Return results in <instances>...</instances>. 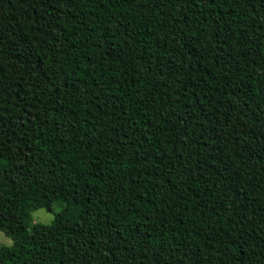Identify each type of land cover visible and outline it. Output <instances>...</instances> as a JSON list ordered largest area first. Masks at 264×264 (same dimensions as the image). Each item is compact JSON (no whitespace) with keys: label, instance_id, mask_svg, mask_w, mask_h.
<instances>
[{"label":"trees","instance_id":"obj_1","mask_svg":"<svg viewBox=\"0 0 264 264\" xmlns=\"http://www.w3.org/2000/svg\"><path fill=\"white\" fill-rule=\"evenodd\" d=\"M0 230V264H264V0H0Z\"/></svg>","mask_w":264,"mask_h":264},{"label":"rangeland","instance_id":"obj_2","mask_svg":"<svg viewBox=\"0 0 264 264\" xmlns=\"http://www.w3.org/2000/svg\"><path fill=\"white\" fill-rule=\"evenodd\" d=\"M53 208L56 210L58 206L53 205ZM31 219L33 222L40 223H49L52 220V214L46 212L42 208H37L31 212ZM11 238L7 236L2 230H0V245H9L11 243Z\"/></svg>","mask_w":264,"mask_h":264}]
</instances>
